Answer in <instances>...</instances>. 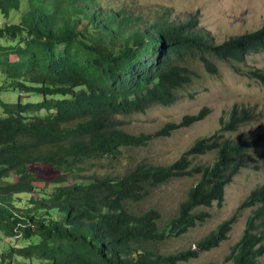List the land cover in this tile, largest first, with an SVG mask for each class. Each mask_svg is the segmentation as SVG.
I'll use <instances>...</instances> for the list:
<instances>
[{"label": "trees", "instance_id": "obj_1", "mask_svg": "<svg viewBox=\"0 0 264 264\" xmlns=\"http://www.w3.org/2000/svg\"><path fill=\"white\" fill-rule=\"evenodd\" d=\"M0 16V241H8L0 264H184L229 239L236 216L195 248L158 250L160 242L205 224L211 215L198 211L222 207L226 187L262 158L254 148H264V133L259 143L243 134L259 122L255 107L236 105L218 135L199 140L171 165L139 164L117 177L83 172L90 161L118 159L123 149L146 148L206 121L209 107L151 135L127 134L120 122L175 105L198 77L194 61L218 75L217 58L264 86V69L247 63L264 52V25L218 44L197 30V16L177 23L166 12L144 20L107 10L100 0H0ZM10 89L42 100L4 101ZM210 153L213 161L196 162ZM40 165L57 172L44 185ZM192 177L198 180L164 230L157 210L130 209L170 180ZM242 211L252 215L225 263L264 264V183ZM21 240L30 243L20 247Z\"/></svg>", "mask_w": 264, "mask_h": 264}, {"label": "rangeland", "instance_id": "obj_2", "mask_svg": "<svg viewBox=\"0 0 264 264\" xmlns=\"http://www.w3.org/2000/svg\"><path fill=\"white\" fill-rule=\"evenodd\" d=\"M107 10L125 9L144 20L156 21L162 13H169L170 20L177 23H185L190 16L199 18L197 30L208 35L218 44H222L232 37L255 32L264 25V0H100ZM4 19L0 16V27L4 25ZM213 61L219 66V74L212 75L205 67L194 61L193 69L198 77L193 84L181 92L180 100L171 107L155 106L148 109L144 115H133L121 118L123 130L130 135H151L158 133L169 124H181L186 116H195L201 113L205 107L212 109V115L204 122L196 124L189 129L175 133L172 138L161 139L146 148L123 149L122 156L115 160L90 161L88 171L83 172L87 176L117 177L125 175L139 164L168 166L178 161L187 151L202 139H209L218 135L221 130L222 118L228 119L232 109L236 105L257 108L259 122L247 127L243 134L248 133L253 141L257 142L264 133V86L250 78L240 75L234 67L217 58ZM247 63L253 67L264 69V52L250 55ZM16 89L3 92L2 99L7 102L40 101L41 96H25ZM21 96V97H20ZM0 112L4 116V109ZM242 134V135H243ZM260 140L258 139V143ZM262 158L256 156L252 159L249 169H243L226 187L225 202L222 207L216 204L212 209H201L198 212L209 213L211 217L205 224L193 229L189 234L181 238H170L158 244V250L163 254H176L190 247L195 248V243L210 234L225 221L238 217L229 234V239L209 252H203L200 256L184 264H234L225 263L231 247L242 238L247 221L252 215L251 211L241 209L246 200L251 196L253 188L264 183V148H254ZM215 153L200 157L196 162L205 164L213 161ZM256 166L260 169L256 170ZM45 174H40L44 185L45 181L55 178L57 172L43 165L35 167ZM198 180L197 177L172 179L163 186L151 190L147 198L132 209L137 214H143L148 210H157L162 219L160 228L170 223L179 215L181 206L188 198L191 187ZM74 183V180L71 181ZM39 192L33 195L38 197ZM27 198V197H24ZM2 236L0 235V239ZM7 240L0 241V256ZM16 244L15 241H12ZM30 242L21 240L18 246L25 247ZM24 261V259H20ZM25 264H30L29 262ZM34 264H39L36 260Z\"/></svg>", "mask_w": 264, "mask_h": 264}]
</instances>
